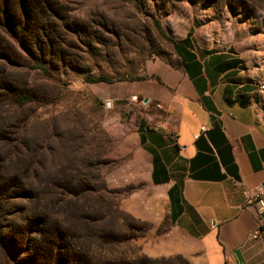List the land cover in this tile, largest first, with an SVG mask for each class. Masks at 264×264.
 I'll list each match as a JSON object with an SVG mask.
<instances>
[{
    "label": "rangeland",
    "instance_id": "obj_1",
    "mask_svg": "<svg viewBox=\"0 0 264 264\" xmlns=\"http://www.w3.org/2000/svg\"><path fill=\"white\" fill-rule=\"evenodd\" d=\"M45 1L62 27L59 54L74 60H66L60 78L48 80L36 72L30 77L37 93L53 99L26 113L27 139L46 147L41 170L88 161L96 185L111 192L121 223L128 225L131 239L122 250L130 263L191 264L183 255L168 253L163 237L168 223L154 220L155 191L146 183L138 127L155 124L154 109H161L147 100L150 87L163 84L164 72L179 71L174 44L190 29L204 47L235 46L243 57H257L252 69L264 75V0ZM8 56L28 57L19 50ZM91 77L113 82H87ZM124 167L133 171L129 182ZM130 205L140 214L129 211Z\"/></svg>",
    "mask_w": 264,
    "mask_h": 264
},
{
    "label": "crops",
    "instance_id": "obj_2",
    "mask_svg": "<svg viewBox=\"0 0 264 264\" xmlns=\"http://www.w3.org/2000/svg\"><path fill=\"white\" fill-rule=\"evenodd\" d=\"M193 34L174 44L179 71L150 87L155 124L137 131L154 220L168 223V253L191 264H264L262 244L248 239L258 214L245 195L264 188V75L252 69L257 57ZM122 174L133 178L129 167Z\"/></svg>",
    "mask_w": 264,
    "mask_h": 264
},
{
    "label": "trees",
    "instance_id": "obj_3",
    "mask_svg": "<svg viewBox=\"0 0 264 264\" xmlns=\"http://www.w3.org/2000/svg\"><path fill=\"white\" fill-rule=\"evenodd\" d=\"M38 4L0 0V264H131L122 250L128 225L89 162L42 171L46 147L26 137L27 109L53 100L34 90L31 74L60 78L74 60L59 54L62 27L53 5ZM155 27L165 37L157 21ZM18 50L28 57L8 56Z\"/></svg>",
    "mask_w": 264,
    "mask_h": 264
},
{
    "label": "built area",
    "instance_id": "obj_4",
    "mask_svg": "<svg viewBox=\"0 0 264 264\" xmlns=\"http://www.w3.org/2000/svg\"><path fill=\"white\" fill-rule=\"evenodd\" d=\"M260 91L264 93V83L260 84ZM245 195L248 203L255 206L258 214V228L248 236V239L260 242L264 250V188L245 191Z\"/></svg>",
    "mask_w": 264,
    "mask_h": 264
},
{
    "label": "water",
    "instance_id": "obj_5",
    "mask_svg": "<svg viewBox=\"0 0 264 264\" xmlns=\"http://www.w3.org/2000/svg\"><path fill=\"white\" fill-rule=\"evenodd\" d=\"M147 101V100H146Z\"/></svg>",
    "mask_w": 264,
    "mask_h": 264
}]
</instances>
